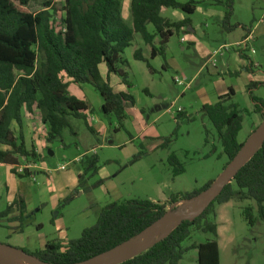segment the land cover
<instances>
[{"label": "rangeland", "instance_id": "1", "mask_svg": "<svg viewBox=\"0 0 264 264\" xmlns=\"http://www.w3.org/2000/svg\"><path fill=\"white\" fill-rule=\"evenodd\" d=\"M56 2L59 6L64 4L63 0ZM126 2L122 0L123 16L130 23L131 12ZM27 8L37 13L43 9V0H32ZM174 11L183 13L167 9L163 16L173 17ZM59 16H54L57 22ZM185 16L192 19L194 25H199L206 36L200 38L193 33L188 35L181 30L175 31L166 44L164 57L152 58L150 45L139 34L134 35L132 45L125 49L123 58L128 64L125 69L130 87L122 84L133 101L125 108L126 119L122 127L114 115L102 112L103 99L92 85L71 84L70 90L73 92L75 88L78 91L75 93L88 106V125L98 132L92 133L84 120L73 118L72 128L63 132V140L47 144L43 141L42 129H39L36 140L45 146L41 152L42 160L38 162L39 168L45 162L49 171L39 169L35 181L29 176L17 180L14 173L0 165V211L7 208L10 192L24 191L29 202L22 222L16 211L0 220L1 243L34 252V246H43L45 241L76 239L85 228L96 223L99 210L106 205L138 198L168 204L171 195L192 191L221 174L228 158L202 107L216 103L219 96L231 88L234 93L227 103H235L242 111L238 141L244 143L261 124L260 114L254 111V102L247 87L252 74L243 69L248 62L243 58L242 62L239 51L242 49L245 55L258 63L254 71L258 72L259 82L252 88V95L261 100L259 105L264 111V0L235 2L231 23L244 24L253 31L254 39L249 41L246 49L238 45L244 39L245 29L239 27L227 33L219 18L206 19L199 13ZM148 28L154 30L152 25ZM193 38L205 44L195 47L189 42ZM137 49H141L153 71L146 62L135 59ZM214 49L219 52L214 61L209 60ZM176 77L183 81V85L175 82ZM118 80H121L118 75H109L114 90L119 89ZM36 112L34 120L41 123V113ZM180 112L185 115L177 122ZM166 138L170 141L167 142ZM49 150L53 151L52 155H49ZM94 153L99 160L98 170L95 175L91 172L86 175L88 188H70V177L84 172L77 160ZM172 154L183 164L182 174L174 175L169 163ZM20 162L26 164L22 160ZM61 164H66V169L57 171L55 168ZM61 187H64L62 196ZM235 189L238 190L237 187ZM246 207H251L255 219L253 224L245 217ZM167 209L181 213L186 212L189 206L187 202L180 201L173 206L168 205ZM209 220L217 225V233L193 228L191 236L183 242L184 247L216 240L220 264H264V217H259L254 199L235 195L226 203H215ZM178 264H199L198 251L188 250Z\"/></svg>", "mask_w": 264, "mask_h": 264}, {"label": "trees", "instance_id": "2", "mask_svg": "<svg viewBox=\"0 0 264 264\" xmlns=\"http://www.w3.org/2000/svg\"><path fill=\"white\" fill-rule=\"evenodd\" d=\"M31 1L0 0V145L8 147L0 148V163L12 166L11 172L15 174V166L22 157L27 161L39 159L35 147L26 145L24 136V114L34 107L40 111L41 121L47 127L48 143L62 141L64 130L72 128L73 118L84 120L87 128L96 134L87 123L88 106L69 92L66 76L75 84L92 85L103 99L102 112L114 115L119 127L123 126L125 108L133 98L128 91H115L110 85L109 75H118L121 82L130 87L125 69L128 64L123 54L132 45L134 35L139 34L150 45L152 58L164 57L166 44L174 32L191 25L187 16L180 21L164 18L161 14L164 10H180L192 15L201 4L221 6L224 9L221 26L227 33L239 27L250 33L244 24L231 23L236 0H129L130 23L122 15V0H63L62 6L56 0H43V9L37 13L28 10ZM57 15H60L59 22L54 18ZM149 25L154 27L153 31L149 30ZM239 52L240 57L248 62L243 69L252 72V60L242 49ZM134 57L146 62L153 71L141 49L135 51ZM102 64L108 70L107 78L101 74ZM257 84L250 82L247 87L254 102V111L263 121L261 100L252 95V88ZM233 93L230 88L229 92L219 96L216 103L202 107L222 142L228 158L225 167L243 144L238 141L242 111L235 103H227ZM184 115L180 112L176 121ZM13 123L18 126V134L12 128ZM166 141L169 142L170 138ZM98 161L96 154L81 159L80 166L84 172L78 176L79 188H88L86 175L88 172L92 175L97 173ZM169 163L174 175L184 172V166L175 154L169 157ZM29 174L26 170L18 175L24 177ZM213 181L192 191L171 195L168 204L138 198L106 205L99 210L96 223L85 228L79 238L66 243L48 241L43 249L28 253L50 264L87 261L139 235L168 211V205L193 199ZM235 195L254 199L259 217H264V143L198 217L183 221L149 250L121 264H178L191 249L198 251L199 264H220L216 240L192 243L188 247H184L183 242L191 236L193 228L216 234L217 225L209 220L215 203H226ZM14 209L19 211L18 219L22 222L26 205L21 197L0 211V220L7 218ZM244 214L253 224L255 219L251 207H246Z\"/></svg>", "mask_w": 264, "mask_h": 264}, {"label": "water", "instance_id": "3", "mask_svg": "<svg viewBox=\"0 0 264 264\" xmlns=\"http://www.w3.org/2000/svg\"><path fill=\"white\" fill-rule=\"evenodd\" d=\"M188 30L192 31L193 29L189 26ZM263 143L264 120L250 134L234 158L223 169L221 174L214 179L212 184L193 199L183 201L187 202L189 207L191 206L190 210L181 213L174 212L176 210L172 212L167 211L162 217L157 219L150 227L139 235L129 239L111 251L76 264H121L149 250L156 243L169 235L180 223L186 220L192 221L198 217L206 207H208V205L221 194L225 186L234 179L238 171L256 154ZM52 154L53 151L49 150V155ZM169 224L170 227L161 234ZM118 248H120L119 251H117ZM4 254H15L34 264H50L40 260L32 254H29L23 249L0 242V264H4L1 261Z\"/></svg>", "mask_w": 264, "mask_h": 264}, {"label": "crops", "instance_id": "4", "mask_svg": "<svg viewBox=\"0 0 264 264\" xmlns=\"http://www.w3.org/2000/svg\"><path fill=\"white\" fill-rule=\"evenodd\" d=\"M125 1H128V2H126V3H128V6L130 7V2H129V0H125ZM237 1L238 0H236V3H237ZM240 1V0H239ZM127 5V4H126ZM127 6V7H128ZM164 11H166V10H164ZM163 11V12H164ZM163 12L161 13L162 14V16H163ZM195 13H199V14H201L202 16H204L206 19L208 18V19H213V18H219V19H223V16H224V9H223V7H221V6H214V5H210V4H201V5H198L197 6V8H196V11L194 12V14ZM122 15H123V10H122ZM173 17H164V18H167V19H170V20H173V21H180V20H183L186 16H185V14H183V13H181V12H178V11H174L173 12ZM193 15V14H192ZM124 17V16H123ZM125 19V18H124ZM126 21V20H125ZM191 21H192V19H191ZM127 22V21H126ZM191 27H192V31H190V30H188V27H187V29H182L181 31H183L184 33H186V34H188V35H190V34H196L197 36H199L200 38H202L203 36H206V33L205 32H203L202 31V29H201V27L199 26V25H194V23H192L191 22ZM242 37L245 39V38H250L251 40H250V42L251 41H253V39H254V36H253V31L252 30H250V33L249 34H247L246 32L245 33H243L242 34ZM244 39H242L241 41H239V44L238 45H240L241 44V42H243V40ZM186 41H188V39L186 38ZM190 43L192 42L193 44H195V47L196 46H203V44H205V42H200V41H195V39L193 38V39H191V41H189ZM236 43H238V41H236ZM235 43V44H236ZM248 46H249V41H248ZM221 47H223V45H221ZM204 48L208 51V48H207V45H205L204 46ZM215 50V49H214ZM213 50V51H214ZM240 58V57H239ZM241 60H242V62L244 63V60L242 59V58H240ZM252 62H253V67H252V72H248L249 74H252V79H250L249 80V82H248V84L250 83V82H259L258 80H257V78H259L258 77V72H256V71H254V67L255 66H258V63H255L253 60H252ZM100 71H101V74H102V76L105 78V76L107 77V72H108V70H107V68H106V66L104 65V64H102V65H100ZM242 74V73H241ZM66 78H67V82L69 83V87H68V90H69V92L72 94V95H74V96H76L77 98H79L80 100H83L81 97H80V95L78 94V93H75V88H74V91L72 92L71 90H70V85L72 84V85H78V84H75V83H73L72 82V79L70 78V77H67L66 76ZM117 84L119 85V89L118 90H115V91H125V88H124V85L122 84V82H121V80H120V82H119V80H118V82H117ZM247 84V85H248ZM76 92H78L77 90H76ZM226 94V93H225ZM103 104V103H102ZM36 111H39L37 108H33V110L31 111V112H28V111H26L25 112V114H24V136H25V141H26V145L28 146V148H30L32 145L35 147V150H36V152H37V154L39 155V159L37 160V161H27V160H22V158H21V160L23 161V162H26V164L25 165H27L28 164V166H30V168L28 169L29 170V172H30V174L29 175H25L24 177H26V176H29V177H31L32 178V180L33 181H35V175L37 174V173H39V160L41 161L42 160V148L43 147H45L44 146V144L42 143V142H37V140H36V134L37 135H39V129H42V136L44 137L43 138V141H46V132H47V128H46V126L42 123V121H41V115H40V121H41V123L40 122H38L37 120H34L35 118V114L37 113ZM88 111H89V109H88ZM40 112V111H39ZM38 116H36V118H37ZM41 125L40 126V128L38 127H36L37 125ZM12 128L14 129V131L16 132V134H18V126H17V124L16 123H13L12 124ZM43 130H45V132H43ZM41 131V130H40ZM97 132H98V130H96ZM96 132V133H97ZM32 135H34L33 137H32ZM33 138V139H30V138ZM110 143V142H109ZM47 144H49L48 142H47ZM0 148L1 149H7L8 147L7 146H2V145H0ZM48 148H49V146H48ZM95 154V153H94ZM41 158V159H40ZM82 159V158H81ZM81 159L80 160H77V162H79V164H80V162H81ZM19 164H22V162H20ZM0 165L2 166V165H4V166H6L7 167V169H8V171H10V173H12L11 172V168H12V166H10V165H8V164H4V163H0ZM24 165V164H23ZM61 165H66V164H61ZM61 165H59V166H61ZM48 165H46L45 164V162L44 163H42L41 164V169H40V171H44V172H48L49 170H48V167H47ZM59 166H57L55 169L57 170V171H62V170H64V169H59ZM66 169V168H65ZM16 170V169H15ZM17 172V171H16ZM80 173V172H79ZM22 175V174H21ZM78 174H77V176L75 177H70V180H69V183H68V185H69V187L70 188H77L78 187ZM13 177H16L15 179H20V178H22V177H20L19 175H18V173H17V175L14 173V176ZM67 185V184H66ZM66 185L64 186V187H66ZM64 187L62 188H59L60 189V194H61V196L63 195V192H62V190L64 189ZM69 187H67V188H69ZM21 197L23 200H24V202H25V205H26V210H27V207H28V204H29V202L27 201V195H26V193L24 192V191H18V192H13V193H9L8 194V205H10V204H12L16 199H17V197ZM14 211H16V212H18V214H19V211L18 210H16V209H14ZM58 228V227H57ZM20 230L22 229L21 227L19 228ZM57 240V239H56ZM58 241H60L61 243H63L64 241H68V240H58ZM48 241H45V242H43V246H45V244L47 243ZM43 246H39V247H36V246H34V250H39V249H43L44 247Z\"/></svg>", "mask_w": 264, "mask_h": 264}, {"label": "built area", "instance_id": "5", "mask_svg": "<svg viewBox=\"0 0 264 264\" xmlns=\"http://www.w3.org/2000/svg\"><path fill=\"white\" fill-rule=\"evenodd\" d=\"M251 39L250 38H245L243 40V42H241L240 45H243V48H247L248 47V41H250ZM218 50H214L211 55L209 56V60H213L214 61V57L218 54ZM213 65L215 66V62H213ZM175 82L178 84V85H183V81L180 80L178 77L175 78ZM181 111V110H179ZM22 160H26V158L22 157ZM30 168V166L27 165H23V164H18L15 166V169L17 171L18 174H24L26 172V170H28ZM66 168V165H61L59 166V169H65Z\"/></svg>", "mask_w": 264, "mask_h": 264}, {"label": "bare ground", "instance_id": "6", "mask_svg": "<svg viewBox=\"0 0 264 264\" xmlns=\"http://www.w3.org/2000/svg\"><path fill=\"white\" fill-rule=\"evenodd\" d=\"M190 208H191V206L189 207L188 210H190ZM170 224L162 231L161 234H163L170 227ZM119 250H120V248L117 249V251H119ZM1 261L4 264H34V263L30 262V261L22 259L21 257L15 255V254H4L2 256Z\"/></svg>", "mask_w": 264, "mask_h": 264}]
</instances>
